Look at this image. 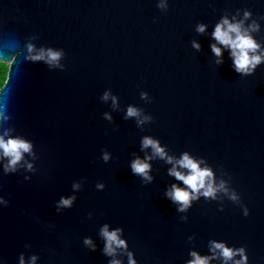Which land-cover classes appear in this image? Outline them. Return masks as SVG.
I'll use <instances>...</instances> for the list:
<instances>
[{
  "label": "water",
  "instance_id": "1",
  "mask_svg": "<svg viewBox=\"0 0 264 264\" xmlns=\"http://www.w3.org/2000/svg\"><path fill=\"white\" fill-rule=\"evenodd\" d=\"M224 18L242 21L264 54V0H0V60L10 64L0 136L32 145L15 171L0 151V264H128V253L135 264H188L193 252L233 264L213 241L264 264V62L234 70L212 35ZM29 44L62 52V67L26 59ZM129 107L140 115L127 117ZM144 137L172 163L142 148ZM184 153L212 171L217 191L178 211L165 193L191 192L169 175L174 165L188 174L176 164ZM137 158L150 182L132 173ZM62 197L74 199L58 210ZM105 225L126 248L105 254Z\"/></svg>",
  "mask_w": 264,
  "mask_h": 264
},
{
  "label": "clouds",
  "instance_id": "2",
  "mask_svg": "<svg viewBox=\"0 0 264 264\" xmlns=\"http://www.w3.org/2000/svg\"><path fill=\"white\" fill-rule=\"evenodd\" d=\"M159 8H165L166 5L161 2L157 5ZM250 13L245 12V19L248 18ZM242 21L239 23H229L227 18L222 19L215 27L214 32L212 33L214 39L221 45L229 48L230 55L233 60L234 70L237 73L242 75H250L255 68L264 62V54H256L259 49V45L255 40L248 34L247 29L242 31ZM253 31L257 30L258 25H250ZM205 30L204 25H198L197 31L203 32ZM193 47L199 49V44L193 42ZM212 52L217 56H221V49L218 48L215 44L211 45ZM29 55L26 59L33 62L43 61L45 64L52 67H62L59 64L60 59L62 58L63 53L60 51H55L51 48L49 49H40L35 54L33 53V46L28 45ZM222 61L217 60V63ZM0 66L10 67L9 63H5L3 60H0ZM7 82V75L3 80H0V89H3ZM146 93H141V98H145ZM103 99H108V93L104 94ZM113 103H115V98H113ZM6 106L0 105V120H7L8 116L5 114ZM140 113L137 109L129 107L127 110V117H136ZM106 118L107 114H105ZM150 117H144V120H148ZM138 123H143V121H138ZM4 135H7V131ZM142 148H151L153 155L160 157L161 159H166L168 163H172V157H167L163 148L159 146L158 141L151 139L150 137H144L142 140ZM32 145L20 138L9 137L7 140L4 139V136H0V151L4 157L8 158V163L5 165V172L15 171L16 165L23 158L24 153H31ZM103 159L107 161L109 159L108 154L103 155ZM151 159V157H146L145 160ZM139 158L135 159L131 163L132 173L143 178L144 181L150 182L152 177L149 176L150 165ZM181 168L188 169V174L185 175L180 171H177L175 165L169 169V175L174 176L177 180L183 182L187 186V189H191L189 192L186 189L179 188L175 184L171 186V189L165 193V195L173 202L178 204L180 207L178 211H185L191 204L193 199H196L197 193L202 194L205 198H215L217 188L213 186V173L208 168H200L199 163L194 161L189 157L187 153H184L178 161H176ZM31 165H29V168ZM223 185H221L222 187ZM74 188L78 185H73ZM103 185H97V188H102ZM203 189L201 193L200 190ZM74 197L70 198H61L57 204V209L71 207L72 200ZM231 199L236 200L237 197L235 194L231 196ZM245 215H247V210H245ZM120 229H115L111 232L108 231L107 225L101 229V235L105 239L104 252L106 255H113L116 248H126V243L124 240L119 238ZM84 243L90 245L94 249V245L90 239H85ZM212 243L213 250H219L220 256L223 257L225 262L233 261V264H247V256L243 248L232 249L226 247L223 243H217L215 241ZM115 246V247H113ZM194 257L188 264H208L209 257H201L195 252L191 253ZM239 256L240 259L235 260L234 257ZM215 257V251L213 252V258ZM36 257L31 258L30 264H34ZM20 264H24L23 256L20 258ZM111 264H120L118 260H112ZM128 264H135V261L132 259V254L128 253Z\"/></svg>",
  "mask_w": 264,
  "mask_h": 264
},
{
  "label": "trees",
  "instance_id": "3",
  "mask_svg": "<svg viewBox=\"0 0 264 264\" xmlns=\"http://www.w3.org/2000/svg\"><path fill=\"white\" fill-rule=\"evenodd\" d=\"M7 67L0 66V80L4 79V74L6 72Z\"/></svg>",
  "mask_w": 264,
  "mask_h": 264
}]
</instances>
